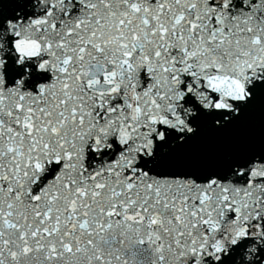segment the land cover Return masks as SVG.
Listing matches in <instances>:
<instances>
[{"label": "snow or ice", "instance_id": "obj_1", "mask_svg": "<svg viewBox=\"0 0 264 264\" xmlns=\"http://www.w3.org/2000/svg\"><path fill=\"white\" fill-rule=\"evenodd\" d=\"M0 264H264V0H0Z\"/></svg>", "mask_w": 264, "mask_h": 264}]
</instances>
